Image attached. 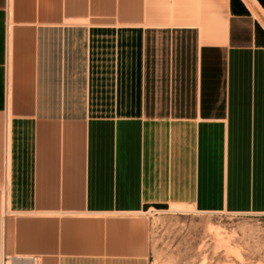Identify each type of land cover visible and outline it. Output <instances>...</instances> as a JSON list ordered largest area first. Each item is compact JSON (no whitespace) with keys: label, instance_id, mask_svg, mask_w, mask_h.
Instances as JSON below:
<instances>
[{"label":"crops","instance_id":"1","mask_svg":"<svg viewBox=\"0 0 264 264\" xmlns=\"http://www.w3.org/2000/svg\"><path fill=\"white\" fill-rule=\"evenodd\" d=\"M173 208L264 218V0H0V264H159Z\"/></svg>","mask_w":264,"mask_h":264},{"label":"rangeland","instance_id":"2","mask_svg":"<svg viewBox=\"0 0 264 264\" xmlns=\"http://www.w3.org/2000/svg\"><path fill=\"white\" fill-rule=\"evenodd\" d=\"M175 210L148 214L159 264H264V218Z\"/></svg>","mask_w":264,"mask_h":264},{"label":"built area","instance_id":"3","mask_svg":"<svg viewBox=\"0 0 264 264\" xmlns=\"http://www.w3.org/2000/svg\"><path fill=\"white\" fill-rule=\"evenodd\" d=\"M2 264H41L38 257H6Z\"/></svg>","mask_w":264,"mask_h":264},{"label":"bare ground","instance_id":"4","mask_svg":"<svg viewBox=\"0 0 264 264\" xmlns=\"http://www.w3.org/2000/svg\"><path fill=\"white\" fill-rule=\"evenodd\" d=\"M175 212H185L184 210H175Z\"/></svg>","mask_w":264,"mask_h":264}]
</instances>
